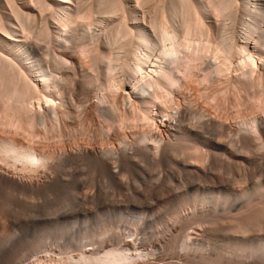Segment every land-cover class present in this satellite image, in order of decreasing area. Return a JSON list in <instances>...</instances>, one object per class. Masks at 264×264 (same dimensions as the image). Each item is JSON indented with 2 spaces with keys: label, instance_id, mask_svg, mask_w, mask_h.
Listing matches in <instances>:
<instances>
[{
  "label": "bare ground",
  "instance_id": "bare-ground-1",
  "mask_svg": "<svg viewBox=\"0 0 264 264\" xmlns=\"http://www.w3.org/2000/svg\"><path fill=\"white\" fill-rule=\"evenodd\" d=\"M25 1L23 2L25 3ZM33 1L36 3L38 2L37 4H39V6L36 5L37 10H32V8L28 9L29 7L26 8L29 6L27 5V2V6H25L24 9V5L23 8H21L22 5L20 7L17 4V0H0V121L2 120V122H4L2 124L7 127L9 125H14L13 127L15 128L18 125L20 128L21 126L25 127L26 130H23L24 128L21 129L23 132L28 134L27 137L29 138L27 142L25 141L26 143H23L21 138L19 139L20 142L14 139L16 134L13 135L10 133L11 136H9L8 133V136H0V187H2V190L5 189L14 192L22 191L23 193L24 191H38L42 188V184H33L30 180L32 178L30 176L31 174L32 176L33 174L36 176L40 170L45 174L48 173L50 178L57 177V179H59L58 177H60V173L65 174V171L72 169L71 167H82L81 171H83V168L84 170H86L85 168H90L92 174L102 172V174L107 173L109 176L117 178L126 175L128 172L126 174L123 173L124 171L126 172V170L129 172L133 171L143 174L149 168H155L152 166L158 167V170L154 169L156 171H160L162 166H165V169L167 167L171 176H181L184 173H187L186 175L192 177L193 179L200 178L204 175L205 170L206 172L211 173L208 171V167L206 168V162L211 160L210 153L207 151L210 150L213 152L226 147L227 142L222 140L223 136L233 131L235 132L233 134H235L236 139L238 138L239 141L243 142L246 148H250L251 150L253 148L254 153L257 151L255 149H259L257 151V157L259 159L261 158L262 161L264 160V153H262V150H260L261 146H264V115H261V113L257 114L259 108V112L262 111V108L264 111V0ZM206 3L210 5V12ZM211 15H218L219 17L221 16L223 17L224 21H222L221 18L222 23L218 22L220 24H216L213 20L216 19L217 22L219 21L217 19L220 18L217 16L215 18V16H213V19ZM239 16H244V19L245 17L251 19V21L245 23L247 24V27L246 31L244 30L245 34L242 33V37L239 35H234L236 33H232V31L236 32V30L238 31L239 29L238 28L235 30L237 25L234 23L238 20L237 18ZM38 24L40 25L37 26ZM230 24H233V28L235 26L234 30L233 28L232 30L229 29L231 26ZM243 24L244 21L241 23V25ZM228 25H230L227 27L228 31L231 30V32H224V29ZM38 27L40 28L39 30L35 29ZM240 29H242V26ZM54 30L56 33H54ZM30 33H36L38 35L35 34L36 36H32ZM28 34L33 38L35 37L36 39L29 38ZM237 36H239L241 39H238ZM85 51L89 53H86ZM85 53L86 57L90 54L89 57H91H88L90 61L88 59H84ZM204 57L205 59L209 57V65L214 68V71L218 74V76L220 75L221 78L226 76L228 78L223 79V81H229L230 86L227 85L229 89L227 86H225V82L223 83L224 86L221 87L222 90L225 89L224 87H227L225 92L223 91V94L220 93L223 95L224 100L225 98H228V96L225 97L226 95H224V93L227 92V89L230 91V87L233 89L231 91H243V93L240 94H247L248 98H251V100H245L242 97L239 99L237 95L238 92L235 94L237 95L235 96L237 97L236 99H238L237 108L239 109L240 106L239 110H242L241 104H246L247 107L249 105L248 109L251 111L249 112L251 114L246 119V121L243 119L245 122L241 121V124H237L238 126L240 124L241 127L236 128L224 122L220 119V116L217 117L218 114H215L217 118L213 115V117L210 116L211 113H213L212 110L216 111L214 110L216 108L212 109L211 111H209V109V115L202 107H214V105L210 104L212 102H214V104H218V102H215L214 99L216 98L218 101V99L221 97L220 94L218 95L219 98H217V96H214V98L209 96L211 98V100L209 99L210 101L213 99V101L210 103L208 100L207 102L204 98H201V93L197 92L200 94V97L198 94H192V92L196 93L197 88L191 92L193 96H197V99L204 100L207 102V104L209 103L208 105H206V103L203 104L204 101L200 105V102H196L200 100L192 97L196 100L195 101L194 99L187 97V92H185V90L188 87L187 83L189 82H186V80L189 79L190 76L193 77L192 75L195 77V73H193L192 70ZM204 62L202 63L205 64ZM193 64L196 65L194 66ZM207 64L205 66H207ZM208 68L207 72L210 71L209 74L211 73V69L213 72V68H210L209 70ZM194 70L196 71L197 69L195 68ZM204 70H206V68ZM204 70L202 69V71ZM71 71L74 75H76V79L72 82V86L70 87V84L68 85V83H70L68 80ZM207 72L205 71L206 74ZM207 76L208 75L204 74V77L202 78H206L209 81L210 79L207 78ZM193 79H191V82H193ZM215 80L214 83L217 82ZM197 87H199V85ZM94 88L96 89L94 90ZM190 88L189 90L194 89ZM97 90L98 93L95 94ZM99 90H101V93ZM113 92H118V94L120 92L124 100L127 99V102L128 100L130 101L129 103H131L132 109H134L131 114L123 112L125 113L124 117H119L117 115L112 101L114 100L115 103H117L115 99L118 96L115 94L116 97L113 98ZM176 92L179 94L178 96L180 98L178 99V102L176 101L177 103H174L175 98L172 99V94ZM229 94L230 92H228V95ZM231 97L229 96V98ZM235 97L233 96L234 99ZM91 98L95 99V112L101 120L99 123L101 124L102 122L103 124H101L102 127L100 129H96L98 132L95 133L99 135L97 138H101L100 140H102V138L107 140V138H109L111 135L110 133H112L110 131L114 129V133L112 135L113 137L111 136V139H115L116 143H114V145L105 146L104 144L106 141L104 140L102 141L104 142V147L101 146L102 144L97 146H89L91 143L80 140L82 141L81 143L85 142L89 145L73 142V145L70 144L72 146H69L68 144L69 147L63 146V148L56 149V147L61 145L56 142L58 145L55 143L53 145V147L56 145L55 149H51V147L48 149V144H46L45 148V144L43 145L40 143L42 145L41 146L38 145L39 143L37 144L35 142L37 137L40 138L42 136L40 133H42L41 131L43 128H41L42 130H38L39 127L43 126L46 130V126L49 124L50 130L53 127L56 129L62 120V117L64 119L69 118L70 120L72 117H75L76 114L80 113L79 115H81V117L78 115L76 116L77 121L78 123L81 124L82 122L83 124V120L85 118H82L84 113L81 112L86 107V105L88 106V102L91 100ZM111 98H113L112 101ZM223 98H221V100ZM226 102H228V100ZM232 102L230 103L232 104ZM221 103L217 105L218 108L221 106ZM225 106L222 105L223 108H219V110L222 109L223 114H226L228 110V107L225 108V110L227 109L226 111L223 110ZM244 106L245 105H243V107ZM234 107H236V102L232 108ZM232 110H230L228 114H231ZM235 111L236 113L238 112L237 109ZM245 112L247 113V111ZM238 113L240 114V112ZM236 115L239 116L238 114ZM78 117L82 120H78ZM87 117L89 118V116ZM239 117L240 119L242 118L241 116ZM236 119L237 118L235 117L234 120ZM22 120L25 122L24 124ZM67 121L68 119L66 122ZM121 121L124 123L127 122L129 124H127L128 126L131 125L130 128L133 127L135 122L136 125L142 123V127L138 126V130L140 128L143 129V127L146 125H148L150 129L145 130L144 128L140 132L132 133L129 139L127 138L128 136L121 134L118 129L115 130L118 128L115 126L118 124V122L120 123L117 126L123 124ZM129 121H132L130 122L131 124ZM67 123L64 125L66 126ZM149 123H154L155 125L150 126ZM15 124H17V126H15ZM84 124L82 125V128H80L81 126H79V128L84 129V131L86 130L85 132L83 131L84 134L86 132L89 133L88 130H92V128L85 129L83 127L87 125L84 126ZM60 125H62V123ZM60 125L59 127H62ZM114 126L116 128H114ZM126 126L125 129H128ZM72 127L73 126H70V129ZM76 127L74 128L76 129ZM122 127L124 126H121L119 129L124 133L125 131H123ZM135 127L136 126L134 125L132 130H135ZM151 127H154L157 130L155 131ZM49 128H47L48 131ZM130 128L128 130L129 133L135 132L131 131ZM55 129L54 132L57 130ZM60 129L62 130V133L60 132ZM60 129L59 132L61 134L66 131L62 128ZM67 129L69 128L67 127ZM80 129L77 131L74 130L76 131L75 133L71 129V133L69 134H72L73 132L76 136ZM45 130L43 132H45ZM48 131L46 130V132ZM83 132L80 131L79 133ZM56 133L57 135L60 134L58 132ZM247 133H250L251 136H248ZM1 134L5 133L3 132ZM91 134L89 133L88 135ZM49 135L51 136V134ZM96 135L92 138L94 139ZM59 136V138H61L62 135ZM85 136H87V134ZM227 136L230 139V137H233L234 135H230L229 137V134H227ZM52 137L51 139L53 140ZM89 138L91 139V136ZM228 138L226 140H228ZM54 139H57V137ZM94 140L96 144L98 140L96 138ZM63 141L64 139H62V142ZM239 141L238 143H240ZM109 142L112 141L110 140ZM106 144L108 143L106 142ZM228 145L230 147L234 144L232 145L231 143L230 145V143H228ZM244 146L242 147L244 148ZM204 148L209 150L205 151ZM262 148L264 149V147ZM234 149L236 150L237 148ZM240 150L241 149L239 148L238 151L240 152ZM243 150L244 149H242V152ZM218 153L219 151L217 154ZM247 155H249V152ZM225 156L226 158L229 157L227 155ZM254 156L252 155V157ZM228 159L230 160V158ZM112 164H116V167H112ZM17 165L21 168L19 169L22 172L19 170L18 172L16 170L18 169V167L16 168ZM143 167L146 168L145 172ZM167 169L165 172H167ZM79 171L80 170H78V172ZM23 172L27 173V175L29 173V178L28 176H24L25 173ZM87 173L85 174L86 176L89 175L90 172L87 171ZM66 174L69 175L68 173ZM159 174L160 173H158V175ZM163 174L160 176H163ZM188 176L186 177L188 178ZM57 179L55 181H57ZM189 180H191V178ZM229 180L227 181L229 182ZM235 186L236 184H234V188ZM239 188H236V190H239ZM247 188L250 187H246V189ZM254 194H259V196L254 197ZM236 195V200H241L242 202L239 203V206L237 205L239 207L237 215H235L233 219L231 217H229V219L231 218V221L235 219V226H233L231 229L233 230V233L237 235V233L242 232L239 235H243L238 237L237 240L235 239L237 245L245 249L252 250V254L254 252L259 254V260L257 259L255 264H264V236L257 238L258 244L256 245L249 240V237L247 236L249 234H243L248 231L251 232V229H258L260 231L264 229V184L261 182V185L258 184V187L254 188V190L251 192H249L248 189L247 191L239 190L237 191ZM204 198L205 197H203L202 200H205ZM228 200H230V196ZM228 209L230 210V208ZM236 210L237 209L233 211ZM194 217L195 216H193V218ZM191 219L192 218L190 216H186L183 220L185 224H180L183 238H181L182 241L181 243H178V247L176 246V248L178 249L180 246L181 248L179 250L182 249L184 252L187 251V253H193L192 258L196 259L193 261L204 262V264H206L207 261H209V263L212 261V263L215 264V261L221 259L219 249H215V251L210 253V250H207L209 249L207 248L209 246L208 243V246L206 245V247H204L202 244H198L196 241L195 242L197 244L194 243L196 237H194V235L192 236V232H196L192 231L194 227H192V225L195 223L190 224ZM192 221L194 222L195 220L192 219ZM0 225L2 232L1 234H6L9 229L8 225ZM203 226H205V224ZM210 226V228H212V224ZM177 227L178 226L175 227V230ZM190 227H192V230H189V233L187 230L190 229ZM201 228L203 229V227ZM183 229L185 230V236L183 234ZM170 231L172 232V230ZM216 231H218V229H216ZM254 231V234L257 236L256 230ZM186 232H188V234H186ZM97 233L99 232L97 231ZM227 233L225 232L224 235L226 236ZM233 233L231 231V234ZM210 234L208 231V235ZM228 234L230 235V233ZM179 235L181 234L177 232L172 234V238L170 237L171 241L175 242L174 245H176V242L179 240ZM202 235L204 236V234ZM97 236L101 237L102 235L97 234ZM139 237L136 235L132 241H130L131 239L122 241L117 240V242H121H119L120 245L119 243H116L118 244L116 248L114 247L115 244L111 246L113 243L110 241V244L106 243L108 239L103 238L106 240H100L99 238L96 244L93 243V245L91 243L93 247L90 245V248L86 247V249H83L85 247L82 248L81 246L82 250H79V254L77 253L76 255L75 253V255H73L71 253L72 255L70 254L69 257H67V255V259L66 257L64 258L65 260H62L64 256H62V259H60L57 255V258L60 260L55 262V259V263L48 252L45 255L46 257L49 256L51 259L48 260V258H46L47 260H42V258L39 257L40 255H38L39 252H41V249L40 247H37L35 249L36 255L34 259L31 260V263H29L136 264L135 262L138 263L140 262L139 260L144 262V259L146 260L147 258H142V255H146V252L142 254L139 252L140 249L138 250V245L141 241V237ZM131 248L135 252H130ZM241 250L240 252H242ZM1 253L2 251L0 254ZM187 253L184 255H188ZM249 253H251V251ZM4 254L5 253L3 252V255ZM27 255L28 254H26L24 257L27 258ZM186 257L187 256L184 258ZM240 257L242 256L240 255ZM189 258L191 259L190 256ZM242 259L244 260V258ZM189 261L192 262V260ZM23 263L24 262L19 264Z\"/></svg>",
  "mask_w": 264,
  "mask_h": 264
},
{
  "label": "rangeland",
  "instance_id": "rangeland-1",
  "mask_svg": "<svg viewBox=\"0 0 264 264\" xmlns=\"http://www.w3.org/2000/svg\"><path fill=\"white\" fill-rule=\"evenodd\" d=\"M23 1H25V0H22V2H21V0H17V4L20 7L22 5L21 8H23V5H24V9H25V6L29 5L26 8L29 7L28 9L32 8V10H37L36 5L39 6V4H37L38 2L36 3L33 0L32 1L26 0L25 3ZM26 2H27V5H26ZM30 4L31 5L33 4V5L31 6ZM206 5L208 6L209 12H210V7H209L210 5H208L207 3H206ZM211 16L214 19L213 16H215V15H211ZM216 16L219 17L218 15H216ZM216 16H215V18H216ZM219 18L220 19H217V20H219L217 22H216V19L213 20L214 23L217 24L218 22L222 23V21H224L223 17L220 16ZM221 18H222V21H221ZM237 19H236L237 21L235 20L236 22H234V23H236L237 26L234 23L233 24L236 26V28L234 26L235 30L238 28L239 29H238V31L236 30V32L232 31V33L233 34L236 33L234 35H239L240 37H242V35L245 34L246 27H247V24H245V23L248 21H251V19H249L248 17H245V19H246L245 20L244 16L243 17L239 16ZM243 21H244V24H243L244 26L241 25V23H243ZM220 23H218V24H220ZM39 25L40 24H38L37 26H39ZM230 25L226 26V28L224 29V32L228 31L227 27H229ZM231 26L229 27V29L232 30L233 26L232 27ZM241 26H242V29H240ZM234 28H233V30H234ZM35 29L39 30L40 28L38 27ZM231 30L228 32H231ZM54 33H56V31ZM30 34L32 36H34L36 33L35 34L30 33ZM36 35H38V34H36ZM32 36L29 35L28 37L33 38ZM239 36H237V38L241 39ZM51 51H52V49H51ZM53 51H55V50H53ZM86 53H89V52H86ZM86 53H85L84 59H88V57L90 55L89 54L86 57ZM208 58L207 59H205V57L202 58L198 62V65L193 64L194 66L195 65L197 66V67L195 66V68L198 70V72L199 71L200 72L198 73L197 70L195 71L194 70L195 68L193 66L194 71L192 70V72L195 73V77H194V75L191 74L193 76V77L190 76L191 79L194 78L192 80L193 82H191L190 77H189V79L186 80V82H189V83H187L188 87L186 85V87L188 89L186 88L187 91L185 90V92H187L186 93L187 97H189V98L195 97L196 99H197V96H193V95L198 94L200 97L199 93H201V98H204L206 101L208 100L211 103L213 101V99H212V101H210L211 98H214V96L215 97L217 96V98H219L218 95L220 93L223 94V91L225 92V89L228 87L227 85H229V81L228 82L226 80L223 81V79H225V78L228 79L225 75H223V76H225L224 78H221L220 75L218 76V74L214 71V68L211 65H209L210 61H208ZM88 60L90 61V59H88ZM196 61H195V63H196ZM201 61L202 62L206 61V62H204L205 64H203ZM206 64H207V66H205ZM199 65L201 67L203 65V67L201 68ZM208 65L211 67H209ZM198 67H199V69H198ZM205 68H206V70H204ZM207 68H208V70L210 68H213V72L216 74H214L212 72V69H211V73L209 74L210 71L207 72ZM202 69L204 71H202ZM72 71L70 72L69 80H68L70 82V83H68V85L70 84L69 85L70 87L72 86L71 85L72 82L75 81V79H76V75H74L72 73ZM205 71L207 72V74L205 73ZM204 74L208 75L207 78H209L212 81H210V80L208 81V79H206V78L203 79L202 77H204ZM214 80L217 81L218 84H217V82L214 83ZM208 82H210V83H208ZM191 83L194 85H192ZM204 83H205V85H204ZM223 83L226 84L225 86H227V87H224L225 89L222 90L221 87L224 86ZM220 84H222V85H220ZM189 85H190V87L192 85V87L190 88ZM198 85H199V87H197ZM219 87L221 90L219 89ZM189 88L190 89L194 88V89L189 90ZM195 88H197L196 93L192 92L195 90ZM95 89L96 88H94V90ZM228 89H229V87H228ZM228 89H227V92L224 93V95H226L225 97L228 96V98H225V100H224L223 95L220 94L221 95V97L219 98L220 100L218 99V101H217L216 98L214 99L215 102H218V104L217 103L214 104V102H212L210 104V105H214V107L213 106H212V108L211 107L207 108L206 106L205 107L202 106V107L206 110V112L209 115H210L209 111L216 108V109H214L216 111L212 110L213 113H211L210 116L213 115L214 117H216L215 114H218L217 117L220 116L221 120H223L224 122L238 128V127H241V125H240L241 121H244V120L246 121V119L250 116L251 113H249V112H251V111H250V109H248L249 108L248 103H247L248 107L246 106V104H243V105H245L244 106L245 109H244L243 105L241 104L242 110L244 111V113L242 110H239L240 106L238 109L237 108L238 107V104H237L238 99H236L237 97H235V96L238 95L239 99L242 97L245 100H248V99L251 100V98H248L247 94H240V93H243V91H241V92L237 91L239 93L238 94L235 91H231V90H233L231 87H230V91H228ZM217 90H219V91H217ZM99 91L101 93V90H99ZM191 92L193 95L191 94ZM197 92H199V93H197ZM228 92H230V94L232 93L233 95L232 94L228 95ZM96 93H98V90H97V92H95V94ZM113 93H114V94H112V95H114V96H112L113 98L116 97L115 94L118 96L115 99L117 103H115L113 98H111V101L113 100L112 103L114 104L117 115L119 117H124L125 113H123V112H127V113L131 114L134 109H132L131 103H129L130 101L128 100V102H127V99L124 100V98L122 97L120 92H119L120 95L118 94V92H113ZM176 93L172 94V99L175 98L174 99L175 101L173 100L174 103L176 101L178 102V99L180 98L178 96L179 94L178 93L176 94ZM236 93H237V95H235ZM173 95H174V97H173ZM229 96L230 97L232 96V97L229 98ZM233 96L235 97V99L233 98ZM221 98H223V99L221 100ZM192 99H194V98H192ZM226 99L228 100V102H226L227 101ZM230 99H231V101H230ZM94 100H95L94 98H91V100L88 102L89 104L87 103L89 107L86 105L87 108L85 107L84 108L85 110L80 109V110H82V112L81 111H79V112L84 113V115L82 114L83 115L82 118L86 119V120L85 119L83 120V124L85 123L84 126L85 125H87V126H85L83 128H85V129L86 128H88V129L92 128V130H88L89 133L90 134L93 133L96 135L97 133H95V132H98V130L96 131V129L97 128L100 129L102 127L101 126L102 122H101V124L99 123V121H101V120H100L99 116L97 115V113L95 112L96 110L94 107ZM197 100H200V99H197ZM203 101L204 100H200V101H196V102H200V105H201V103H203ZM221 101H222V103H221ZM207 102L204 101L203 104L206 103V105H208L209 103L207 104ZM230 102H232V104ZM235 102H236V107H234L235 108L234 109L232 107L235 105ZM220 103H221V106L219 108H223L222 105L225 106L227 104L223 109L224 111H226L228 109L226 114H223L222 109H220L221 110L220 111L219 108L217 107V105H219ZM231 105H233V106H231ZM225 108H227V109L225 110ZM236 109H237V111L239 110L238 112H240L241 115L238 112L236 113V111H235ZM246 109H248V110H246ZM230 110H232V112H231L232 116H231V114H228L230 112ZM259 110H260V108H259ZM259 110L257 111V114L261 113V115H264L263 108L261 109L262 110L261 112H259ZM86 111H88V112H86ZM245 111H247V113ZM233 113H234V115H233ZM242 113H243V115H242ZM79 114H76L75 117L77 115L79 117H81V115H79ZM236 114H238L242 118L240 119V117L237 116ZM87 116H89V118ZM226 116L229 120L226 118ZM75 117H72L70 120H69V118H67L69 121V122L67 121L68 123L66 122L67 119L66 118L64 119L62 117L61 118L62 120L59 123V125L62 123V125H60L62 127H59V125H58L57 126L58 128H57L55 126L58 131L54 127L51 128V130H50L49 124L46 126L47 128H49V131L46 128V130L48 132H46V130L44 129L45 127H43V126L39 127V129L37 128L38 130H42L41 128H43V130L41 131L42 133H40V135H42V136L40 137V135H39L40 138L37 137L35 139V142L37 144L39 143L38 145H41V144L44 145L45 144L44 145L45 148H46V144H48V147H47L48 149H49V147H51V149H55L56 145H58V144L59 145L61 144V145L56 147V149L57 148L58 149L63 148V146L69 147V146H72L74 144L73 142L81 143L82 141H86V142L88 141V143H91V145H89L85 142L81 143V144H85V145L87 144L89 146H97L100 144H102L101 146H103L104 142H102V141H104L105 139L102 138V140H100L101 138H97V137H99V135L97 134L98 136L96 135L95 138L99 141V143L97 141L95 144V140H94L95 138L94 139L92 138L95 135H93V134L88 135L89 134L88 132H86L84 134V132L86 130L84 131V129H80V128H82V125H83L82 122H81V124L78 123L77 117H76V119H75ZM79 117H78V120L81 121L82 119L81 118L79 119ZM231 117H233V118H231ZM235 117L237 118L236 120H234ZM72 120H73V122H72ZM157 120H160V119H157ZM85 121H87V122H85ZM0 122H1L0 126L2 125L0 127V136H2V135L8 136V133H9V136H11L10 133H12L13 135L16 134L14 136V139L19 141V142H20V140H19L20 138H21V141L23 143L25 141L27 142L29 140V138L27 137L28 134L23 132V130H26L25 127L21 126L22 129L24 128L22 130L19 125L17 126V124H15V126H17L15 128V127H13L14 125L13 126L9 125L8 127L5 126L4 124H2V123H4V122H2V120ZM22 122H23V124L25 123L23 120H22ZM130 122H132V121H129V123ZM66 123H67L66 126L69 129H70V126H73L71 129L74 133L78 129H80L81 132H83V131L84 132L79 133L80 131H78L76 136L73 132H72V134H69V133H71V129L70 130L67 129V127L64 125ZM119 123L120 122H118V124ZM122 123L123 124L119 125V126H117L118 124L115 125L118 128H116L115 126H114V128H116L115 130L118 129L119 132H121V134L128 136L127 138H129V139H130V136L132 133L140 132L144 128H145V130L150 129L148 127V125H146L147 127L145 126V127H143V129L140 128L138 130L137 129V128H139L138 126L142 127V125H141L142 123L138 124L136 122L138 124V125H136L134 122V125L136 127H135V130H132V128H134V125L132 128H130L131 125L128 126L129 124L127 122L126 123L122 122ZM238 123H240L239 126L237 125ZM69 124H70V126H69ZM77 124H79V125H77ZM149 125L153 126L155 124L149 123ZM79 126H81V127L79 128ZM121 126H124V127H122L123 131H125L127 133H125V132L123 133L122 130L120 131L119 128ZM125 126L128 129H125ZM74 127H76V129L77 128L78 129L76 130ZM60 128L66 130V131L63 134H61L62 130ZM129 128L131 131H135V132L129 133V131H128ZM17 129L21 130V131H18ZM52 129H53V133H55V134L52 133ZM54 129L56 130L55 132H54ZM59 129H60L61 133L59 132ZM152 129H154L155 131L157 130L154 127ZM44 130L46 133L43 132ZM74 130H76V131H74ZM93 130H95V131H93ZM90 131H92V132H90ZM3 132L7 135L1 134ZM56 132H58L60 134L57 135ZM110 132H112V133H110L111 135L109 136L110 139L107 138V140H105L108 143V144H106V142H105V144H104L105 146H107V145L111 146V145H114V143H116L114 138L111 139V136L114 133V129ZM233 133H235V132L233 131V132L227 133V134H229V137H230V135H234L233 136L234 139L232 136H231L232 138L230 137V139H229L227 134L225 136H223V139L221 138L222 140H225L227 142L226 147L222 148L221 150L220 149L215 150V151H213L214 152L213 153L209 149L204 148L205 151L209 150L207 152L210 153L211 160H209V162H206V168L208 167L207 169L211 173H208L205 170L204 175L201 176L200 178H194L193 179L192 177L186 175L187 173H184L181 176L176 175L177 177L171 176L169 174L167 167H166L167 172H165V170H166L165 166H162V168H161L162 171L160 168H159L160 171H156V170H158L157 166H152V167H155L153 169L147 168L148 170L146 171V168H144L145 167L144 165L147 163H145L143 165L144 166L143 168L145 169L144 172L145 171L146 172L143 174L138 173V172H133V171L129 172L128 170H126V172L124 171L123 173L126 174L128 172L129 174L128 173L126 175L123 174L124 176L114 178L112 176H109L107 173L102 174V172L101 173L97 172L95 174H92V171L90 170V168H85L86 170H84V168H83L82 169L83 171H81L82 167H80V168L79 167H71L73 170L69 168L70 170H67L68 172L65 171L69 175H67L65 173L67 176L66 177L65 174L60 173L61 175H60V177H58L59 179H57V177H51L50 178L48 173H46L47 174L46 175L43 171H40V170L38 171V175H36V176H34L35 174H33V176L31 174L30 176L33 179L31 178L30 180L33 184H39V185L42 184L41 185L42 188L38 191H32V192L31 191H26V192L24 191V193H23L22 191H15V192L14 191H8V190H5L3 188L5 190L4 191V190H2V187H0V205H1L0 206L1 207L0 208V214L2 212V214L0 215V219H1L0 224H7L8 228H9L6 234H1L2 232H1V225H0V252L2 251V253H1L2 256L0 254V256H1L0 258L2 259V260L0 259V264H11V263L12 264H16V263L19 264L22 262H24L23 264H27V263L30 264L31 260H33L35 255H36L35 249L37 247H40V249H41V252H39V254L38 253L37 254L40 255L39 257L42 258V260L45 261L46 258H48V260L51 259V258H49V256L46 257V255H45L48 252L50 257H52L53 262L55 259H56L55 260V262H56V261H59L60 259H62L61 258L62 256H64L62 260H65L64 258L67 255H68L67 257H69V255L71 253L73 255H75V253H76V255H77V253L80 252L83 247H85L83 249H86V247H89L90 245L92 246L93 243L96 244V242L99 240V238H100V240L108 239L106 243L110 244V242H111V243H113V244H111V246H113L115 244L114 247L116 248L118 245L116 243H119L122 240H130L131 239L130 241H132L136 235H138V237L139 236L141 237L140 244L138 245V247H139L138 250L140 249L139 252H141L142 254L146 252V255H144V256L142 255L143 259H144V257L145 258L147 257L146 260L144 259V262L142 260H139L142 264H144V263L146 264V262H147V264H171V263L172 264H175V263H177V264H195V263L196 264H198V263L204 264V262L193 261V260H196V259L192 258L193 253L190 254V252L187 253V251L184 252L181 249L184 252L183 253L181 250H179L181 248L180 246L178 249L176 248V246L178 247V243H181V241H182L181 238H183L180 224H185V222L183 220H184V217H186V216H190L193 220H195L193 222L191 219L190 224L195 223L196 226L199 225L198 226L199 230H198V227L195 226V224L192 225V227L193 226L196 227V228L193 227V230H192V227H190V229H188V230L186 229L188 232H189V230L190 231L192 230V231H195L197 233L196 234V233L192 232L193 233L192 236L194 235V237H196L195 238L196 240H194V243L195 244H197V243L202 244L204 247H206V245L208 243L209 246L207 245L208 246L207 248H209V249H207V250H210V253L215 251V249L216 250L219 249L220 254H221L220 255L221 259L215 261L216 262L215 264H240V262H241V264L242 263H244V264H255L257 262V259L259 260V254L255 253L254 251H253L254 253L252 254V250L245 249V248L237 245V242H236L237 238L241 237L243 235H239L242 232L237 233V235L235 233H233V230H231V229L233 226H235V219L233 220L234 221V223H233V221H231V218L233 219L234 216L237 215L238 209H239V207H238L239 203L242 202L241 200H236L237 191H239V190H246L247 191V189H248V191L251 192L254 190V188L258 187V184L261 185V182H262V184H264V172H263L264 171V169H263L264 168V160L262 161L261 158L259 159L257 157L258 156L257 151L259 149H255V150H257L255 152L256 153L255 154L253 152V148H252V150L250 148L249 149L246 148L244 146L243 142L239 141L238 138L236 139L235 134H233ZM47 134H48V136H47ZM49 134H51V136ZM52 134H53V137H52ZM83 134H84V136H83ZM86 134H87V136H85ZM247 134H248V136H251L250 133H247ZM18 135H19V137H18ZM54 135H55V137H54ZM59 135H62L61 138L64 139L63 142H62V139L59 138L60 137ZM46 136H47V138H49V137L50 138L47 139ZM90 136H91V139L89 138ZM25 137L28 139H26ZM51 137L53 138V140L51 139ZM56 137H57V139H54ZM227 138H228V140H226ZM37 139L38 140L40 139V140L38 141ZM80 140H82V141H80ZM108 140L109 141L111 140L112 142L113 141L114 142L112 143V142H109ZM40 141H42V142H40ZM90 141H92L93 144ZM238 141L240 143H238ZM54 143L56 145L53 147ZM228 143H230V145H231V143H232V145L233 144L234 145L229 147ZM63 144H66V145H63ZM68 144H69V146H68ZM70 144H72V145H70ZM227 145H228V148H227ZM236 146H238V147H236ZM242 146H244V148ZM233 147L237 148L238 150L240 148L241 149L240 152L236 149L239 152L238 153ZM262 147H264V146H261L260 150H262V153H264V149ZM231 148H232V150H231ZM242 149H244L243 152H242ZM245 150H247L249 152L250 156L247 155L248 154L247 151L244 152ZM218 151H219V153L217 154ZM252 152H253V154H252ZM240 153L241 154L244 153V154L241 155ZM215 154H216V156H215ZM235 154H236V156H235ZM254 154H255V156H254ZM225 155L229 156L228 158H230V160L228 158H226ZM252 155L254 157H252ZM171 158H172V155H171ZM263 158H264V154H263ZM217 159H218V161H217ZM229 161H230V163H229ZM207 163H209V164H207ZM225 163H226V165H225ZM115 165L116 164H112V167H114ZM149 166H150V164H149ZM17 167H18V169H16V170L20 171L21 168L18 165L16 166V168ZM146 167H147V165H146ZM75 168H78V169H75ZM154 169H156V170H154ZM78 170H80V171L78 172ZM87 171L90 172L92 175L89 173V175L86 176L85 174L87 173ZM20 172H22V171H20ZM155 172H157V173H155ZM23 173H25V172H23ZM82 173H83V175H82ZM158 173H160V174L158 175ZM97 174H99V175H97ZM162 174H163V176H160ZM78 175H80V176H78ZM24 176H26V177L28 176V178H29V173H28V175H27V173H25ZM69 176H71V177H69ZM186 176H188V178ZM63 177H65V178H63ZM189 177L191 178V180H189L190 179ZM223 177L225 180L223 179ZM66 178H68V179H66ZM105 178H107V179H105ZM201 178H202V180H201ZM56 179H57V181H55ZM227 180H229V182ZM188 181H190V182H188ZM215 182H216V184H215ZM223 182H225V183H223ZM234 184H236L235 188H234ZM47 185H48V187H47ZM55 185H57V186H55ZM189 185H191V186H189ZM256 185H257V187H256ZM232 186H233V188H232ZM239 186H240V188H239ZM61 187H62V189H61ZM227 187H228V189H227ZM241 187L244 189H242ZM246 187H250V188L246 189ZM236 188H239V190H236ZM191 194H193V195H191ZM202 196L205 197L204 198L205 200H202V198H203ZM229 196H230V200H228ZM255 196L258 197L259 194H254V197ZM211 197H213L214 199ZM226 200H227V202H226ZM217 202L219 204V207H218ZM225 203H226V205H225ZM232 205H234L235 207ZM228 208H230V210ZM4 209H5V211H4ZM235 209H237V210L233 211ZM212 214H214V215H212ZM193 216H195V217L193 218ZM229 217H231V218L229 219ZM3 218H5V219H3ZM230 222H231V224H230ZM202 224L203 225L205 224V226H203ZM211 224H212L213 229L210 228ZM215 224H218L219 226L215 225ZM229 224H230V226H229ZM200 225H202V226H200ZM213 225H214V227H213ZM174 226L175 227L178 226L176 228V230H175ZM201 227H203V229L205 228L206 230L204 229V231H203V229ZM216 229H218V231H216ZM220 229H221V231H220ZM170 230H172V232ZM201 230H202V232H201ZM207 230L209 231V234L211 233L210 235H208ZM254 230H256L257 236L254 234V232H255ZM97 231L99 233H97ZM175 231L179 232V234L182 235V236L179 235L180 241L178 240L179 242L177 241L176 245H174L175 242L171 241V239H170L172 234L177 233ZM197 231H199L200 233ZM231 231L235 236L233 234H231ZM259 231L260 230H258V229H251V232L248 231V232L243 233V234H249V235H247L249 237V240L257 245L258 244L257 238L264 236V229L260 231L261 233ZM262 231H263V233H262ZM188 232H186V234H188ZM225 232L230 233L231 236L228 233H227L228 236H227V234L225 236L224 235ZM201 233L204 234V236ZM97 234L102 235V236L101 237L97 236ZM183 234L185 236V230L184 229H183ZM205 234H207V235H205ZM201 236H202V238H201ZM204 237H205V239H204ZM103 238H106V239H103ZM250 238H254L255 240L250 239ZM114 240H115V242H114ZM117 240H121V241L117 242ZM170 241H171V243L172 242L173 243L171 244ZM203 242H204V244H203ZM119 245H120V243H119ZM81 246H82V248H81ZM172 246H173V249H172ZM224 246H225V248H224ZM228 247H230V248H228ZM235 248L237 249V251ZM226 249L228 251L229 250L230 251L228 252ZM239 249L240 250L242 249L241 250L242 252H240ZM249 250L251 251V253H249L250 252ZM3 252L5 253L4 255H3ZM6 252H7V255H6ZM130 252H135V251L131 248ZM236 252L239 254H237ZM186 253L188 255L190 254L189 256L191 257V259L189 258L188 255H184ZM245 253H246V257H245ZM24 254L25 255L28 254L27 258L24 257L25 256ZM57 255L59 256L60 259L57 258ZM240 255L242 257H240ZM185 256H187L189 259L187 257L184 258ZM251 256H252V258H251ZM67 257H66V259H67ZM240 258H241V260H240ZM242 258H244V260L247 263ZM189 260H192V262ZM140 262H138V263L135 262V263L141 264ZM148 262H150V263H148ZM210 262L211 263H209V261H207L206 264H213L212 261H210Z\"/></svg>",
  "mask_w": 264,
  "mask_h": 264
}]
</instances>
